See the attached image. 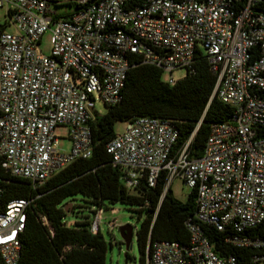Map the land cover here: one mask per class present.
<instances>
[{
	"label": "built area",
	"instance_id": "obj_1",
	"mask_svg": "<svg viewBox=\"0 0 264 264\" xmlns=\"http://www.w3.org/2000/svg\"><path fill=\"white\" fill-rule=\"evenodd\" d=\"M0 9V169L38 187L90 157L94 105L121 99L131 61L173 84L174 70L194 72L199 52L215 77L212 95L232 108L210 125L201 156H190L192 135L175 147L174 122L154 116L124 121L106 151L127 187H154L163 172V191L174 179L195 190L187 243L155 240L145 264H238L201 225L249 250L246 264H264V0H0ZM57 126L68 150L58 148ZM29 202L9 199L0 210V264H19ZM99 222L96 212L92 233Z\"/></svg>",
	"mask_w": 264,
	"mask_h": 264
},
{
	"label": "trees",
	"instance_id": "obj_2",
	"mask_svg": "<svg viewBox=\"0 0 264 264\" xmlns=\"http://www.w3.org/2000/svg\"><path fill=\"white\" fill-rule=\"evenodd\" d=\"M194 59V72L173 84L163 79L159 68L131 61L121 99L105 105L103 113L92 114L91 156L75 159L42 185L34 187L29 180L11 177L0 169V210L9 199L30 200L25 227L19 235V264H105L106 241L99 231H90L92 219L78 215L75 207L89 209L94 217L97 209L106 204L137 206V214L141 216L135 231L138 264H145L147 245L155 240L187 243L185 221L193 219L195 190L190 189L185 199L179 200L169 187L163 191V172L154 187L148 186L144 179L135 187H127L105 146L115 135L116 121L154 116L174 122L178 130L175 147L192 135L190 156H201L210 125L228 119L232 108L212 95L215 77L205 56L197 52ZM67 202L72 204L68 211L64 208ZM201 230L220 255L231 253L238 264L247 263L249 250L224 245L223 233L213 227L201 225ZM125 257H129L127 252Z\"/></svg>",
	"mask_w": 264,
	"mask_h": 264
},
{
	"label": "rangeland",
	"instance_id": "obj_3",
	"mask_svg": "<svg viewBox=\"0 0 264 264\" xmlns=\"http://www.w3.org/2000/svg\"><path fill=\"white\" fill-rule=\"evenodd\" d=\"M2 13V9H0ZM6 30H11L7 28ZM49 31L44 32L39 41V48L43 53L49 52ZM171 75L175 78H181L184 72L180 69L174 70ZM169 76V73H162V77ZM94 109L98 114H101L105 110V105L97 101L94 105ZM124 127V121H116L113 126L115 133L122 131ZM55 133L58 137V148L61 150H68L69 141L66 138V129L61 126H57ZM173 195L179 200H184L190 191V188L183 186L178 179H174L170 186ZM72 207L71 202H67L64 208L68 211ZM137 206L126 205L122 203L106 204V207L97 209V216L100 218L99 233L107 243V252L105 256V264H138L139 253L137 250L135 231L138 229L141 216H138L136 211ZM78 211V215H88L90 219H93V213L83 207H75ZM74 217V216H73ZM123 224H128L132 227L131 245L126 249L122 242L118 227ZM128 253L129 257H125V253Z\"/></svg>",
	"mask_w": 264,
	"mask_h": 264
},
{
	"label": "water",
	"instance_id": "obj_4",
	"mask_svg": "<svg viewBox=\"0 0 264 264\" xmlns=\"http://www.w3.org/2000/svg\"><path fill=\"white\" fill-rule=\"evenodd\" d=\"M121 239L126 249L131 245L132 227L128 224H123L118 227Z\"/></svg>",
	"mask_w": 264,
	"mask_h": 264
}]
</instances>
